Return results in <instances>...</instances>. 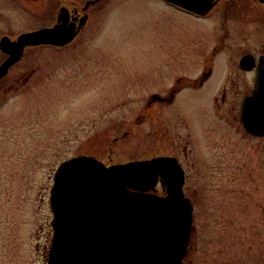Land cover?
<instances>
[{
	"label": "rangeland",
	"instance_id": "obj_1",
	"mask_svg": "<svg viewBox=\"0 0 264 264\" xmlns=\"http://www.w3.org/2000/svg\"><path fill=\"white\" fill-rule=\"evenodd\" d=\"M163 8L157 0L116 3L95 12L73 42L25 55L34 72L0 108V264H46L52 176L81 154L109 164L176 153L193 204L182 264H252L258 248L264 256V137L239 118L253 72L238 68L236 43L225 39L203 89L184 87L176 106L144 110L150 93L166 94L174 78L201 66L187 38L200 24ZM211 24L203 21L204 42ZM222 85L226 100L217 106Z\"/></svg>",
	"mask_w": 264,
	"mask_h": 264
},
{
	"label": "water",
	"instance_id": "obj_2",
	"mask_svg": "<svg viewBox=\"0 0 264 264\" xmlns=\"http://www.w3.org/2000/svg\"><path fill=\"white\" fill-rule=\"evenodd\" d=\"M170 1L189 6L186 0ZM73 36L71 26L57 23L22 33L17 46L20 51L27 44L62 45ZM240 66L255 70L253 87L240 105V121L246 132L264 137V54L257 63L244 54ZM159 177L164 195L155 192ZM183 182V170L172 156L108 166L89 155L62 161L50 188L53 218L46 264H182L193 228V205Z\"/></svg>",
	"mask_w": 264,
	"mask_h": 264
},
{
	"label": "flooded vegetation",
	"instance_id": "obj_3",
	"mask_svg": "<svg viewBox=\"0 0 264 264\" xmlns=\"http://www.w3.org/2000/svg\"><path fill=\"white\" fill-rule=\"evenodd\" d=\"M126 0H0V108L15 91L17 85H22L30 79L34 68L27 71L25 55L37 54L33 49L36 47H62L79 38L81 32L85 30L92 16L97 11L110 10L112 5L120 4ZM162 4L163 9L171 12H180L188 16L192 22L199 23L198 31L193 36H188V42H194L196 52L188 54H201V66L196 76H177L174 78L173 86H170L166 94L152 92L148 95L144 110L149 109L153 104H166L170 106L178 100V95L184 87L191 89H203V85L213 75L217 59L215 54H220L221 47L225 39L231 38L234 54L238 57V68L244 72H253L243 69L240 66V59L244 54H251L255 58V63L261 54H264V0H210L211 5L205 8V0H186L189 6H182L170 0H157ZM212 20L211 27L215 33L212 38L204 42L203 21ZM33 21L40 23L32 26ZM71 26L74 36L63 45L51 43L27 44L19 51L17 40L19 35L25 32L35 31L40 28L52 27L57 23H64ZM196 38V40H191ZM185 39H177L175 42H184ZM209 43V50L203 53V48ZM211 43V44H210ZM259 43L254 46L257 49L250 50L249 45ZM174 46V47H173ZM171 49H175V44ZM231 46V45H230ZM262 49H259V48ZM169 48V47H168ZM184 53V52H182ZM15 54H20L17 59H12ZM174 54V51H171ZM186 54V53H184ZM203 54H211L203 58ZM30 59V58H29ZM220 82V81H219ZM217 83L218 86L220 83ZM251 89V88H250ZM157 96L153 99L152 94ZM217 106L226 100V86L222 85L221 97L214 98ZM158 111V106H156ZM114 140L117 139L115 136ZM184 171L185 168L178 158ZM158 184L160 185V179ZM163 193V191H162Z\"/></svg>",
	"mask_w": 264,
	"mask_h": 264
},
{
	"label": "trees",
	"instance_id": "obj_4",
	"mask_svg": "<svg viewBox=\"0 0 264 264\" xmlns=\"http://www.w3.org/2000/svg\"><path fill=\"white\" fill-rule=\"evenodd\" d=\"M241 236L240 235H238V238H240ZM249 237V235H244V239H247ZM248 254V253H247ZM260 256H259V255ZM250 256V255H249ZM248 256V257H249ZM247 258V257H246ZM253 258H254V260H255V262L254 263H252V264H264L263 262H262V260H264V256H262V250H261V248H258L257 249V253H255L254 254V256H253ZM240 264H245V262H241Z\"/></svg>",
	"mask_w": 264,
	"mask_h": 264
}]
</instances>
